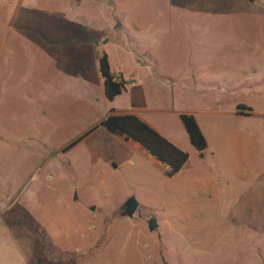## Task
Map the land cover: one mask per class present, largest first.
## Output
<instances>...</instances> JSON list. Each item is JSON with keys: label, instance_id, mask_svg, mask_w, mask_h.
<instances>
[{"label": "rangeland", "instance_id": "374dc122", "mask_svg": "<svg viewBox=\"0 0 264 264\" xmlns=\"http://www.w3.org/2000/svg\"><path fill=\"white\" fill-rule=\"evenodd\" d=\"M60 17L63 36L89 37L123 73L144 49L173 75L189 59L211 72L212 59L237 58L227 69L243 78L225 102L253 108L236 129L258 136L250 159L264 156V0H0V264H264V171L233 166L238 148L229 165L204 169L210 199L177 224L169 187L183 175L164 178L102 129L54 151L102 105L95 84L62 75L63 63L30 43L53 38Z\"/></svg>", "mask_w": 264, "mask_h": 264}, {"label": "crops", "instance_id": "0c3cea01", "mask_svg": "<svg viewBox=\"0 0 264 264\" xmlns=\"http://www.w3.org/2000/svg\"><path fill=\"white\" fill-rule=\"evenodd\" d=\"M62 20L63 25L54 24L48 29L51 35L53 34V38L42 39L39 42L30 41V43L48 49L49 57L60 60L63 63L62 67L60 66L62 75L85 85L95 84L102 105L99 112L89 118L82 131L56 147L54 151H67L78 142L90 138L93 132L104 130L97 126L89 131L109 112L110 108L115 115H134L172 145L187 153L186 161L172 176L163 175L164 178L171 180L181 175L185 177L181 185L169 187V191L175 194L178 203L176 211L171 215L176 224L182 222L184 208L198 205L195 202H201L210 197L211 194L201 187L204 169L229 165L231 158L236 159L238 156L236 148L240 153L233 166L238 161L245 172L250 170L258 172L259 167L260 171H264V156L261 154L258 160H254L255 158L250 159L247 154L248 146H256L258 143V136L254 132L248 133L236 129V125L242 122L243 118L253 115V108L244 101H238L234 106L230 102H225L227 96L234 92V87L243 78L241 74L228 72L227 69L232 63L237 62V58L227 55L212 59L207 63V68L211 72H204L206 68L202 67L200 61L189 59L187 70L181 75H173L162 69L158 60L149 51L139 50L132 57L131 69L126 73H123L119 66L114 69L108 63L112 72L124 81L123 90L109 101L103 95L102 79L97 70V60L102 50L98 51L89 37L72 39L71 36H63L68 30L66 26L68 23L64 18ZM185 99L190 103H183ZM238 104L243 108L237 109ZM87 105H89L88 102L82 101L75 103L74 106L77 109L82 108L83 112L84 106ZM181 113H189L194 117L204 137L205 148L200 153L189 143L179 120ZM104 132L109 134L105 130ZM111 136L116 141L130 144L142 160L159 163L138 143L124 139L122 136ZM78 137L79 139L72 146L63 150L68 143ZM244 148L246 150L243 153ZM159 164L163 171L165 166ZM133 253L137 255L135 249Z\"/></svg>", "mask_w": 264, "mask_h": 264}, {"label": "trees", "instance_id": "16d2710c", "mask_svg": "<svg viewBox=\"0 0 264 264\" xmlns=\"http://www.w3.org/2000/svg\"><path fill=\"white\" fill-rule=\"evenodd\" d=\"M97 70L102 79L103 95L106 100L110 101L123 90L124 81L119 75L112 72L108 65L107 56L103 51L100 52L97 60ZM236 108L243 107L238 104ZM179 120L187 134L189 143L200 153L205 148V140L194 117L189 113H181ZM97 126L111 135L122 136L124 139L138 143L151 157L165 166L163 170L165 177L172 176L187 159L186 152L172 145L134 115H115L110 108L109 112L89 131ZM78 139L79 137L68 143L63 150L72 146Z\"/></svg>", "mask_w": 264, "mask_h": 264}, {"label": "water", "instance_id": "95a60500", "mask_svg": "<svg viewBox=\"0 0 264 264\" xmlns=\"http://www.w3.org/2000/svg\"><path fill=\"white\" fill-rule=\"evenodd\" d=\"M136 206H137V202L134 200V198L129 197L124 201L120 214L123 216L130 217L134 212ZM155 227H156L155 220L153 218H149L147 220V229L151 231Z\"/></svg>", "mask_w": 264, "mask_h": 264}]
</instances>
